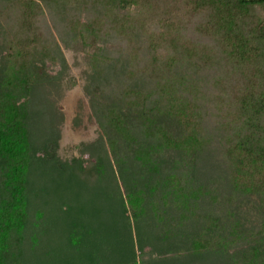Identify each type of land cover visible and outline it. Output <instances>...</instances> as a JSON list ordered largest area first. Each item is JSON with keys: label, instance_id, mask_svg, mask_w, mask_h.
Instances as JSON below:
<instances>
[{"label": "trees", "instance_id": "1", "mask_svg": "<svg viewBox=\"0 0 264 264\" xmlns=\"http://www.w3.org/2000/svg\"><path fill=\"white\" fill-rule=\"evenodd\" d=\"M0 264H264V0H0Z\"/></svg>", "mask_w": 264, "mask_h": 264}, {"label": "rangeland", "instance_id": "2", "mask_svg": "<svg viewBox=\"0 0 264 264\" xmlns=\"http://www.w3.org/2000/svg\"><path fill=\"white\" fill-rule=\"evenodd\" d=\"M68 56V55H67ZM69 60V57H67ZM82 92L80 87L67 93L61 102V109L65 113V122L62 127L61 139L59 141V151L63 157H68L65 151L68 146L80 142L90 141L95 137V130L97 128L94 122L90 123L88 120L84 121L77 127L72 125V119L76 115V105Z\"/></svg>", "mask_w": 264, "mask_h": 264}]
</instances>
